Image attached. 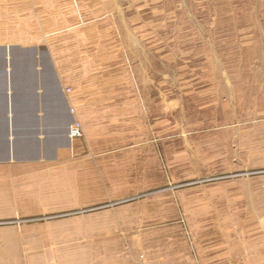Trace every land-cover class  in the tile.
<instances>
[{"label":"rangeland","instance_id":"rangeland-1","mask_svg":"<svg viewBox=\"0 0 264 264\" xmlns=\"http://www.w3.org/2000/svg\"><path fill=\"white\" fill-rule=\"evenodd\" d=\"M73 1L59 66L96 100L0 264L264 263V0Z\"/></svg>","mask_w":264,"mask_h":264},{"label":"crops","instance_id":"crops-1","mask_svg":"<svg viewBox=\"0 0 264 264\" xmlns=\"http://www.w3.org/2000/svg\"><path fill=\"white\" fill-rule=\"evenodd\" d=\"M70 4L0 0V15L9 23V35L0 37V218L43 212L40 177L54 168L58 151L69 149L68 127L75 118L84 119L89 98L95 99L88 87L65 90L59 61L64 59L61 31L72 24L63 18ZM63 138L66 145H60ZM247 246L232 249L223 264H264Z\"/></svg>","mask_w":264,"mask_h":264},{"label":"built area","instance_id":"built-area-1","mask_svg":"<svg viewBox=\"0 0 264 264\" xmlns=\"http://www.w3.org/2000/svg\"><path fill=\"white\" fill-rule=\"evenodd\" d=\"M70 138L73 139V138H76L78 136H80V130L78 128V124H75L71 127V130H70V134H69Z\"/></svg>","mask_w":264,"mask_h":264}]
</instances>
